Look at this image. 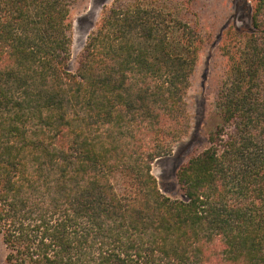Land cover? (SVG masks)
<instances>
[{"label":"trees","instance_id":"16d2710c","mask_svg":"<svg viewBox=\"0 0 264 264\" xmlns=\"http://www.w3.org/2000/svg\"><path fill=\"white\" fill-rule=\"evenodd\" d=\"M218 34L220 122L177 171L210 35L192 0L106 8L69 68L85 0H0L1 264H264V0Z\"/></svg>","mask_w":264,"mask_h":264},{"label":"rangeland","instance_id":"374dc122","mask_svg":"<svg viewBox=\"0 0 264 264\" xmlns=\"http://www.w3.org/2000/svg\"><path fill=\"white\" fill-rule=\"evenodd\" d=\"M121 1L125 0H85L83 6L73 13L72 54L69 63L71 70H76L78 55L83 50L88 36L96 28L104 10ZM250 6L249 0H192V7L199 15L204 31L211 37L200 55L189 93L193 130L177 145L171 155L155 161L152 168L162 192L173 199L182 197L176 175L179 166L209 145L210 133L220 122L215 112V96L224 60L218 53V34L227 22L239 28L250 27ZM5 253L6 248L0 235V264Z\"/></svg>","mask_w":264,"mask_h":264}]
</instances>
